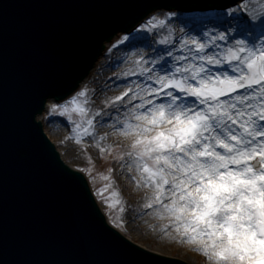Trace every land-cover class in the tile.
<instances>
[{
	"label": "snow or ice",
	"instance_id": "snow-or-ice-1",
	"mask_svg": "<svg viewBox=\"0 0 264 264\" xmlns=\"http://www.w3.org/2000/svg\"><path fill=\"white\" fill-rule=\"evenodd\" d=\"M234 2L235 8L208 15L231 13L235 36L213 35L203 26L191 29L200 35L183 30L176 35L168 24L175 12L147 16L139 24L142 31L133 32L150 49L134 53L141 82L105 98L101 107L93 106L96 89L86 82L67 98L57 97L61 103L49 101V109L67 114L77 141L94 139L100 154L117 163L142 192L139 213L162 219L165 235L193 242L211 264H264V0L254 7L248 0L243 7L240 0ZM161 29L168 34L151 41L148 31ZM128 39L123 36L108 52L129 46L123 43ZM129 74L134 73L115 75ZM104 125L111 132L98 133ZM111 135L118 139L112 141ZM87 171L91 175V168ZM111 187L96 189L107 207H93L106 229L101 212L111 214L120 204ZM83 188L89 200L86 184ZM111 223L119 227L124 220L117 224L114 217Z\"/></svg>",
	"mask_w": 264,
	"mask_h": 264
},
{
	"label": "water",
	"instance_id": "water-1",
	"mask_svg": "<svg viewBox=\"0 0 264 264\" xmlns=\"http://www.w3.org/2000/svg\"><path fill=\"white\" fill-rule=\"evenodd\" d=\"M69 1L40 0L53 4L55 8L50 10L32 0H5L8 9L0 7V35L4 37L0 44L3 49V52L0 49V64L5 65L6 59L16 60L14 66L0 69V130L4 134L3 141L8 144L0 141V154L11 148L21 158L29 147L35 151L30 153L32 158L22 160V165L26 172L33 174V184L42 186L44 195L50 199H40L47 202L48 211L29 228L36 229L42 220L55 214L58 217L86 216L87 221L93 224L96 221L95 227L105 232L106 228L93 210L96 207L90 193L89 200L85 194L83 184L86 183L77 184L75 175L71 177L74 172L60 159L35 115L42 111L48 96L65 97L78 86L100 54L104 41H109L118 30H130L154 8L161 5L225 6L234 0H97L101 2L98 9L105 11L97 14L91 10L93 15L86 24L79 14L73 19L66 8ZM74 1V7L85 9L89 0ZM60 13L61 16L56 18ZM117 17L121 19L117 20ZM13 40L16 46L21 44L23 47L22 54L13 52ZM69 229L76 231L75 226ZM107 231L105 238L110 244L104 246H96V241L89 242L84 232L90 249V257L84 264H186L177 259L141 255L117 239L114 231ZM0 235L1 240L8 237L5 233ZM67 240L78 242L82 238L74 236ZM174 257L183 259L182 256Z\"/></svg>",
	"mask_w": 264,
	"mask_h": 264
},
{
	"label": "bare ground",
	"instance_id": "bare-ground-1",
	"mask_svg": "<svg viewBox=\"0 0 264 264\" xmlns=\"http://www.w3.org/2000/svg\"><path fill=\"white\" fill-rule=\"evenodd\" d=\"M259 0H248V4L251 5L254 2ZM241 6H245L243 3H241ZM232 8H235L236 5L230 6ZM224 9V8H223ZM223 9H212V10H190V11H181V10H165L162 8H158L156 10H153L152 13H150L148 16H155L163 18V16L169 12H175L177 15L173 17L168 18V24L171 25V27L175 30V34L179 35L180 31L183 30L187 32L189 35H200V33L197 31L193 33L191 29L203 26L204 31H212L213 35L216 34V31H226L230 36H235V33L231 31L233 28H237V24L234 20H231V13L225 14L223 18L221 19L218 17H214L213 19H209L208 15L209 13H216V12H222ZM182 18V20L180 18ZM204 22V23H203ZM238 30V28H237ZM166 35L168 34L165 30ZM125 36L123 32H118L108 43L104 51L96 58V60L93 63V67L90 70L88 76L83 79L80 84H84L86 82H90L88 86L90 88H95L96 92L92 94L91 96V102L94 107H101L103 106V101L107 97H111L114 94H118L119 91L123 90V88L128 87L132 85L133 82L139 83L142 80V77L140 73H135V69L133 67V59H134V53L138 51H142L144 53L150 52V49L147 47L146 43L143 42H137L133 45L129 46H121L117 45L111 53L108 52L109 48H112L113 44H116L118 40H121ZM148 36L150 37L151 41L159 40L162 36V32L160 30L158 31H148ZM206 38V37H205ZM238 38V37H237ZM124 45L125 42H123ZM154 47L164 48L168 47L164 44L156 45L154 44ZM171 50V49H169ZM216 67H222V66H216ZM131 70V73L127 76H116V73H119L121 71H127ZM159 70V66H157V71ZM155 74V73H154ZM115 80L117 87H112V81ZM125 81L124 83H122ZM102 84H107L108 86L106 88L100 87ZM161 100L164 98L161 97ZM49 101L48 100L46 109L41 116L42 123H44V129L46 133L48 134V129L45 125V118L47 113L49 115H52L50 118L51 120V129L56 134H63L68 138V141L70 144H72L75 147H80L83 144L87 147L89 152L96 153L98 152V148L96 146L94 139H89L87 137H82L80 141H77L75 139V133L73 131V125L67 126V121L62 119V122L55 119V113L51 112L49 109ZM53 102V101H52ZM101 105V106H100ZM111 122L109 121L108 124ZM111 132V129L107 126H98V133L100 132ZM50 136V135H49ZM51 138V136H50ZM110 139L112 141L117 140L118 138L115 135H111ZM63 156V155H62ZM63 158H65L63 156ZM114 168H117V171L114 172L113 175V183L117 186L118 192L120 195H122V198L126 200V204L129 207L128 217L133 220L134 224L140 228H148L151 231H154V225L157 224V220L155 217L151 216L150 214H141L139 213V207L141 206V201L138 200V197L142 195L141 191H137L135 186L129 182L128 177L125 175V173L118 170V166H114ZM131 190L134 194H137L134 197H128V192ZM187 247H191L193 249H196V246L193 242L189 241L185 243ZM199 251V250H198Z\"/></svg>",
	"mask_w": 264,
	"mask_h": 264
},
{
	"label": "rangeland",
	"instance_id": "rangeland-1",
	"mask_svg": "<svg viewBox=\"0 0 264 264\" xmlns=\"http://www.w3.org/2000/svg\"><path fill=\"white\" fill-rule=\"evenodd\" d=\"M259 1L254 2L251 4L253 7L259 3ZM243 15V13H240ZM158 16V15H155ZM180 18V17H179ZM209 19L214 18L210 15L208 16ZM226 18V17H225ZM221 18V19H225ZM182 20V18H180ZM204 23V22H203ZM135 31H142L139 29V26L132 30L130 33L124 34L128 36V40L124 41L127 45H133L134 43L138 42L139 38L133 36V32ZM162 32V36H166V32L164 29L160 30ZM156 41V40H154ZM123 81L122 83H124ZM131 86V85H130ZM101 106V105H100ZM55 119L62 122V119L67 121V126L73 125L72 121L68 119L67 114H61L59 111L54 112ZM50 114V113H49ZM47 113L45 118V125L48 129V135L51 136V140L56 144L57 148L61 151L62 155L65 157V161L79 169H82L91 184V187L97 197L101 206L106 208L107 206L104 205L99 197L96 195V189L104 187L106 184H111V191L117 193L113 197V199L119 200L120 204H118L115 208L112 209V213L109 214L106 212L107 216L112 221L115 217L117 219V224H119V219L122 218L124 220V224L120 225L119 228L127 237H129L132 241L140 244L143 247L149 248L153 251H159L161 254H171L174 256H182L183 259H186L187 262L190 264H211L210 261L206 259L204 253L193 249L191 247H187L185 243L189 242V240H181L178 238H172V236L165 235L164 232L161 230V226L164 223L162 219L156 218L157 224L154 225V231H151L148 228H140L134 224L133 220L128 217L129 207L126 204V200L122 198V195L118 192L117 186L113 183V175L114 172L110 174V170L114 169V166L117 163L112 160L107 153L101 155L100 152L91 153L87 149V147L83 144L80 147H75L69 143L68 138L63 134H56L51 129V120L50 118L52 115ZM49 136V137H50ZM91 168V175H89L87 169ZM93 177L95 178L93 180ZM110 177V178H109ZM106 195V194H105ZM128 197H134L137 194H134L131 190L128 192ZM124 207L125 211L121 212L120 208Z\"/></svg>",
	"mask_w": 264,
	"mask_h": 264
}]
</instances>
